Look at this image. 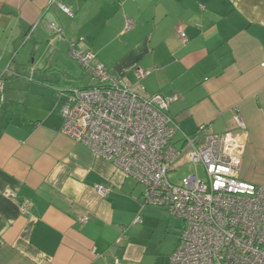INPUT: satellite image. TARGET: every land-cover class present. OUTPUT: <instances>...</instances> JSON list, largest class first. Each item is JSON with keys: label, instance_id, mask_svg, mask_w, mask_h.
Returning a JSON list of instances; mask_svg holds the SVG:
<instances>
[{"label": "crops", "instance_id": "1", "mask_svg": "<svg viewBox=\"0 0 264 264\" xmlns=\"http://www.w3.org/2000/svg\"><path fill=\"white\" fill-rule=\"evenodd\" d=\"M73 51L174 97L179 138L203 125L222 135L237 114L238 178L264 187V0H0V264H170L178 247L156 238L167 212L144 205L136 181L63 133L69 91L96 85L82 86L78 68L91 75Z\"/></svg>", "mask_w": 264, "mask_h": 264}, {"label": "built area", "instance_id": "2", "mask_svg": "<svg viewBox=\"0 0 264 264\" xmlns=\"http://www.w3.org/2000/svg\"><path fill=\"white\" fill-rule=\"evenodd\" d=\"M175 32L185 44L182 28ZM72 56L96 85L69 91L62 131L141 185L144 205L163 208L184 222L170 264H264V187L238 178L244 152L241 134L246 130L240 117L234 114L235 126L222 135L203 125L176 141L179 126L168 115L174 97L146 95L142 87L92 64L89 54L73 51ZM134 73L141 80L147 71ZM3 90L0 76V107ZM179 161L199 164L204 180L192 175L171 184L167 175ZM95 191L104 198L111 188L98 186ZM7 196L15 197L11 192ZM21 211L27 207L22 205ZM135 222H141L139 216Z\"/></svg>", "mask_w": 264, "mask_h": 264}, {"label": "rangeland", "instance_id": "3", "mask_svg": "<svg viewBox=\"0 0 264 264\" xmlns=\"http://www.w3.org/2000/svg\"><path fill=\"white\" fill-rule=\"evenodd\" d=\"M78 75L81 74V82L83 84H87L88 80L90 81L89 74H84V72H80L81 70L78 68ZM180 134V133H179ZM178 137V136H177ZM181 138H177L176 141H179ZM172 171L168 173L167 178L171 184L178 185L181 183V180L187 176L194 175L195 177L204 180V172L202 167L199 164L194 163H180L174 167H172ZM142 188V186L140 185ZM139 187V190L141 188ZM167 214V213H166ZM168 215V214H167ZM164 223L167 226H163ZM163 227V229H162ZM184 227V222L180 219L171 218L169 215L166 218H161L156 216V238H161V232H165L163 241L165 248L169 249L172 247L176 248L180 244V236Z\"/></svg>", "mask_w": 264, "mask_h": 264}]
</instances>
